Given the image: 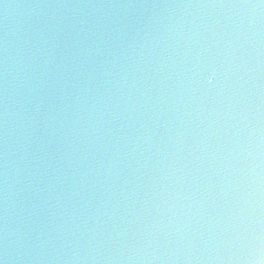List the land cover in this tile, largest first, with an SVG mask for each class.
Listing matches in <instances>:
<instances>
[{
    "label": "water",
    "instance_id": "water-1",
    "mask_svg": "<svg viewBox=\"0 0 264 264\" xmlns=\"http://www.w3.org/2000/svg\"><path fill=\"white\" fill-rule=\"evenodd\" d=\"M0 264H264V0H0Z\"/></svg>",
    "mask_w": 264,
    "mask_h": 264
}]
</instances>
